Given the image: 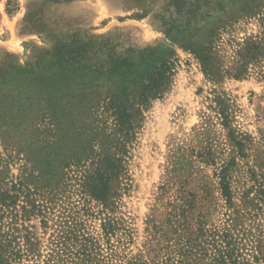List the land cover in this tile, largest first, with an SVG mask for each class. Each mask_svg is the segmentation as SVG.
Wrapping results in <instances>:
<instances>
[{
  "label": "trees",
  "instance_id": "1",
  "mask_svg": "<svg viewBox=\"0 0 264 264\" xmlns=\"http://www.w3.org/2000/svg\"><path fill=\"white\" fill-rule=\"evenodd\" d=\"M203 3L198 1L189 12L190 27H166V41L154 47L119 50L110 40H74L58 43L28 67L0 63V138H17L32 147L20 176L10 180L0 170V264H38L44 242L48 252L43 264H108L99 258L101 248L81 213L101 220L108 241L118 234L123 245L132 242L122 207L134 187L133 151L147 112L174 85L176 45L195 56L216 86L209 109L228 132L235 153L246 157L250 137L233 127L236 104L220 86L226 79L253 74L264 80L263 7L256 5L245 14L259 21L261 31L231 41L232 55L226 57L219 43L232 19L212 17L211 4L203 10ZM222 57L231 66L225 67ZM209 123L207 118L204 125ZM235 162L216 167L230 206ZM206 163L216 165L213 159ZM190 184L180 183L177 199L167 205L168 222L156 227L163 245L160 255L149 260L138 256L124 264H264V217L253 215L250 227L228 223L222 230H208L206 217L196 210V194L186 189ZM198 188L207 192L203 185ZM169 189L162 190V199ZM254 190V198L244 196L246 209L263 212L264 185ZM92 203L97 211L92 212ZM34 220H39L43 236Z\"/></svg>",
  "mask_w": 264,
  "mask_h": 264
},
{
  "label": "rangeland",
  "instance_id": "2",
  "mask_svg": "<svg viewBox=\"0 0 264 264\" xmlns=\"http://www.w3.org/2000/svg\"><path fill=\"white\" fill-rule=\"evenodd\" d=\"M198 1H204L203 10L209 9L207 3L211 4L212 17L232 19L219 43L226 57L232 55L231 41L241 42L261 31L259 21L247 19L245 14L248 9L256 10V5H261L264 13V0H181L182 5L180 0H0V63L28 67L38 57L52 52L58 43L74 40H110L119 50L154 47L166 41V27L177 31L181 24L183 29L191 26L189 12ZM175 48L179 64L174 85L147 112L133 151L134 187L124 197L122 207L132 242L123 245L118 234L108 241L101 220L81 213L88 232L101 248L99 258L103 257L108 264H124L138 256L149 260L160 255L163 245L158 244L156 227L168 222L167 205L177 199L180 183L185 185V180L191 183L186 189L197 196L195 207L206 217L208 230H222L228 223L238 229L250 227L255 215L264 217V203H259L263 212L256 213L246 209L244 200L247 194L255 197L254 189L259 183L264 185V80L253 74L242 80L226 79L220 86L236 104L233 127L251 140L246 157L242 158L235 153L217 114L209 109L208 98L216 86L206 79L193 54L179 45ZM222 63L231 66L223 57ZM207 118L210 123L204 125ZM3 138L0 170L4 178L12 180L22 173L32 147L17 138ZM209 152L211 158L207 156ZM208 159L216 165H208ZM234 160L230 174L234 199L230 206L222 196L216 167ZM182 168L181 173L175 172ZM202 185L207 192L198 188ZM165 187H170L169 194L162 199ZM90 207L94 212L98 205L92 203ZM32 225L43 236L39 220L32 221ZM46 244L41 248L43 256L38 264L46 259Z\"/></svg>",
  "mask_w": 264,
  "mask_h": 264
}]
</instances>
